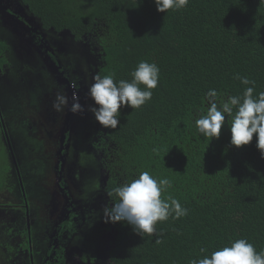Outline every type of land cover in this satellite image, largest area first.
Segmentation results:
<instances>
[{"label": "trees", "instance_id": "obj_1", "mask_svg": "<svg viewBox=\"0 0 264 264\" xmlns=\"http://www.w3.org/2000/svg\"><path fill=\"white\" fill-rule=\"evenodd\" d=\"M23 3L46 30L70 32L81 42L97 37V74L118 83L130 81L141 61L160 69L150 101L138 109L122 107L116 128L102 126L111 153L107 189L112 194L148 171L171 182L161 198H176L188 214L170 215L151 235L112 223L118 232L114 264H190L241 238L264 250V157L256 137L236 148L227 117L218 139L203 137L195 125L206 113L209 90L217 91L218 102L242 96L246 87H254V95L264 91V2L189 0L167 14L157 11L154 0ZM5 51L0 43V67ZM237 74L254 84L243 85ZM10 218L0 211V240L14 223Z\"/></svg>", "mask_w": 264, "mask_h": 264}, {"label": "flooded vegetation", "instance_id": "obj_2", "mask_svg": "<svg viewBox=\"0 0 264 264\" xmlns=\"http://www.w3.org/2000/svg\"><path fill=\"white\" fill-rule=\"evenodd\" d=\"M0 16L28 45L46 59V66L60 88L58 92L54 91L56 97H44L42 104V114L46 116L45 125L50 129L51 137H54L52 146L55 151V189L45 207L49 231L46 246L40 253L44 256L39 264H114L111 252L116 247L118 232L116 227L111 222L106 223L104 218L105 209L114 204L107 189L110 178L109 154L111 155L108 139L106 132L102 133L100 128L96 134L87 135L89 152L97 160L101 170L100 187L104 189V195L99 201L88 194L90 186L85 187L82 182L87 170L81 164L79 155H71L77 136L75 124L80 122L84 128H88L84 121L91 122L94 119L90 111L94 102L83 85L82 75L74 72V77L57 55L58 52L65 53L66 48L64 49L56 36L64 32L44 29L42 23L29 13L23 0H0ZM44 31L56 33L54 35L57 41L56 38L47 41ZM70 36L73 44L81 42L76 41L71 34ZM4 45L7 51L8 47ZM3 67H0V70ZM57 95L66 96L68 100V104L62 105L59 111L53 107ZM77 100L82 110L74 114L71 107ZM2 120L1 118L0 123L3 126L4 143L9 148L14 163L15 155ZM15 169L18 170L17 167ZM6 173L9 174L8 171ZM3 189L11 198L9 187L5 186ZM0 211L15 217V220H12L14 223L7 225L6 234H3L0 240V264H37L29 226L27 225L28 234L23 235L22 226L18 222L19 216L16 215H27L28 220L27 204L20 206L14 204V201L0 202Z\"/></svg>", "mask_w": 264, "mask_h": 264}, {"label": "rangeland", "instance_id": "obj_3", "mask_svg": "<svg viewBox=\"0 0 264 264\" xmlns=\"http://www.w3.org/2000/svg\"><path fill=\"white\" fill-rule=\"evenodd\" d=\"M44 33L47 41H53L54 38L57 41L58 36L61 45L66 48L65 53H57L59 59L74 77V72L82 75L83 85L89 91L100 66L97 37L89 36L82 42L73 44L68 32ZM0 43L8 47L4 52L6 66L0 70L1 122L5 123L15 155L14 165L9 148L4 143L3 126L0 123V183L5 180L3 188L8 186L11 196L10 198L3 188L0 189V202L14 201V204L20 206L27 204L29 219L24 214L16 215L19 216L18 222L22 226L23 235L28 234L27 225L29 226L35 260L39 264L44 256L40 253L46 246L49 231L45 207L55 189L54 137H51L50 129L45 125L46 116L42 114V104L44 97H56L54 91L58 92L60 88L46 66V59L28 45L1 16ZM84 122L88 128H84L80 122L75 124L77 136L71 155H79L81 164L87 170L82 182L85 187L90 186L88 194L100 201L104 195V189L100 187L101 170L97 160L89 152L87 135L96 134L100 131L98 128L102 133L104 131L95 117L91 122ZM11 217V221L15 220L14 216Z\"/></svg>", "mask_w": 264, "mask_h": 264}, {"label": "clouds", "instance_id": "obj_4", "mask_svg": "<svg viewBox=\"0 0 264 264\" xmlns=\"http://www.w3.org/2000/svg\"><path fill=\"white\" fill-rule=\"evenodd\" d=\"M189 0H154L157 11L180 10ZM264 2V0H260ZM160 69L155 63L141 61L131 72L132 79L114 81L112 75L97 74L89 87L88 95L94 102L90 111L96 121L105 127L116 128L122 107L138 109L152 98V89L157 88ZM235 79L243 85L254 84L247 77L239 74ZM143 85V88L141 87ZM254 87H246L243 95H229L227 99L217 101L215 89L206 93L207 110L195 120V125L203 137L218 139L221 135L225 118H228L231 132V145L242 148L252 143L256 137V147L264 157V91L254 95ZM76 98L74 97V100ZM66 96L57 95L53 107L59 111L67 105ZM78 100L72 104L71 111H81ZM156 151V149H154ZM171 187L167 178H154L148 171H142L137 178L114 189L110 195L116 197L111 208L104 211L105 222L126 223L138 235L153 234L158 222L168 220L170 215L179 219L188 214V210L172 196L162 199V193ZM157 243L162 241L157 239ZM202 252L206 251L201 249ZM190 264H264V250L257 252L254 245L246 239H237L213 251L203 258L194 259Z\"/></svg>", "mask_w": 264, "mask_h": 264}]
</instances>
